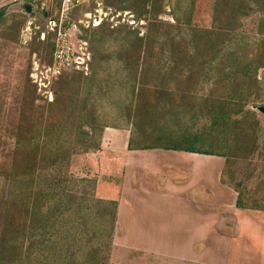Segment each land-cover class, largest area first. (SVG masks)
Returning <instances> with one entry per match:
<instances>
[{
    "label": "rangeland",
    "instance_id": "rangeland-1",
    "mask_svg": "<svg viewBox=\"0 0 264 264\" xmlns=\"http://www.w3.org/2000/svg\"><path fill=\"white\" fill-rule=\"evenodd\" d=\"M61 2L0 0V264H264V0ZM60 29L87 73L52 74ZM128 137L126 161L225 164L235 207L202 208L217 233L116 228L98 152Z\"/></svg>",
    "mask_w": 264,
    "mask_h": 264
},
{
    "label": "crops",
    "instance_id": "crops-1",
    "mask_svg": "<svg viewBox=\"0 0 264 264\" xmlns=\"http://www.w3.org/2000/svg\"><path fill=\"white\" fill-rule=\"evenodd\" d=\"M129 141L130 138L124 150L103 146L98 152L101 173L115 185L105 188L104 199L118 202L117 217L121 225L117 224L116 228L121 226V229H127L133 234L149 233L153 235V240L161 238L158 242L165 241L169 235L174 234L183 248L193 239L192 235L202 234L207 227L217 233L214 228L223 222L212 217L203 221L202 208L217 203L226 211L235 207V189L227 183L219 182L218 172L225 164L126 161L125 154L131 158L134 153L143 151L135 147L129 148ZM179 180L187 183L178 184ZM118 181L119 188L116 186ZM102 184L103 182H99V190L102 186H107ZM217 184L222 187V196L213 187ZM172 189L179 193L166 192ZM153 192L159 193L160 197L154 198ZM237 196L236 206L238 193ZM176 206L179 211L176 216H172L171 209L176 212ZM258 227L259 230L264 228V220H259ZM197 241L199 240L193 242V246H196ZM153 243L156 242H150L149 246L153 247Z\"/></svg>",
    "mask_w": 264,
    "mask_h": 264
},
{
    "label": "built area",
    "instance_id": "built-area-1",
    "mask_svg": "<svg viewBox=\"0 0 264 264\" xmlns=\"http://www.w3.org/2000/svg\"><path fill=\"white\" fill-rule=\"evenodd\" d=\"M93 0H62L61 14L64 15L71 9H75L83 4H89ZM102 21L100 16L94 18V25H98ZM56 26V21L51 19ZM66 33L60 29L56 36V48L54 50L53 62L50 66L52 74L61 73L64 70H77L86 72L90 69V53L87 51L86 42L80 45V49H75L66 37ZM44 38V35H42Z\"/></svg>",
    "mask_w": 264,
    "mask_h": 264
},
{
    "label": "trees",
    "instance_id": "trees-1",
    "mask_svg": "<svg viewBox=\"0 0 264 264\" xmlns=\"http://www.w3.org/2000/svg\"><path fill=\"white\" fill-rule=\"evenodd\" d=\"M37 149H38V148H37ZM37 149H36V150H37ZM170 149H175V150H186V151H191V152H197V151L194 150V149L179 148V147H175V146L170 147ZM237 204L240 206V202H239V200H238Z\"/></svg>",
    "mask_w": 264,
    "mask_h": 264
},
{
    "label": "water",
    "instance_id": "water-1",
    "mask_svg": "<svg viewBox=\"0 0 264 264\" xmlns=\"http://www.w3.org/2000/svg\"><path fill=\"white\" fill-rule=\"evenodd\" d=\"M24 9H25L26 11H29V12H30L31 7H30L29 5H24Z\"/></svg>",
    "mask_w": 264,
    "mask_h": 264
}]
</instances>
